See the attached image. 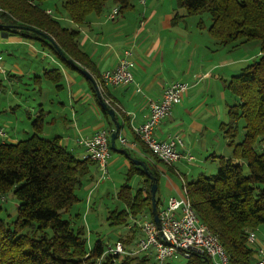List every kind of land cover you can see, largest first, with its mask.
I'll list each match as a JSON object with an SVG mask.
<instances>
[{"label": "trees", "instance_id": "obj_1", "mask_svg": "<svg viewBox=\"0 0 264 264\" xmlns=\"http://www.w3.org/2000/svg\"><path fill=\"white\" fill-rule=\"evenodd\" d=\"M46 1L0 0L2 35L20 34L36 40L66 66L75 69L44 36L7 25L33 26L51 36L67 57L95 74V63L79 44L78 26L87 22L91 15H101L110 1L119 6V12H124L132 7L131 0H62L65 14L58 9L55 13L47 12ZM176 2L179 8L186 10L185 16L208 13L210 24L206 26L200 18L197 26L206 28L219 46L234 48L254 39L261 41L259 59L245 66L241 73L232 75L227 82V88L237 98L229 107V121L222 127L228 146L232 147L231 155L220 158L216 174H199L183 185L199 219L217 235L231 264H254L257 255L248 242V234L264 226V0ZM60 13L77 27L63 25ZM175 17L183 16L177 14ZM45 77L56 89L62 88L63 76L59 68L48 70ZM92 88L96 95L95 86ZM96 100L109 128H115L97 95ZM116 117L118 119L117 114ZM239 119H243L244 132L242 139L236 142ZM43 126L44 114L41 113L32 120L33 132L28 137L15 143L0 140V198L13 191L18 201L17 217L13 221L2 215L0 207V264H157L147 254L106 253L109 243L101 239L88 246L85 227L75 226L70 218H64L80 202L76 190L91 173V166L97 163L76 156L59 136L44 137ZM137 140L149 158V162L143 160L147 171L134 163L126 149L129 160L126 182L117 191V198L125 208L108 214L111 226H127L131 217L141 214L152 217L150 176L156 178L158 185L157 207L160 203L157 192L161 172L157 164H167L140 138ZM110 150L117 151L111 147ZM244 163L248 173L244 172ZM134 175L143 177V184L137 189L129 184ZM137 232L138 228H130L124 238L118 237L114 242L120 240L130 246ZM204 256L194 253L186 264H206Z\"/></svg>", "mask_w": 264, "mask_h": 264}, {"label": "crops", "instance_id": "obj_2", "mask_svg": "<svg viewBox=\"0 0 264 264\" xmlns=\"http://www.w3.org/2000/svg\"><path fill=\"white\" fill-rule=\"evenodd\" d=\"M131 3L130 9L119 12L111 19V11L117 6L112 2L108 11L99 16L91 15L87 22L78 26L81 33L79 44L95 63V74L80 66L93 76L95 82L81 70L66 66L38 41L20 34L4 36L0 32V91L8 92L3 106L10 115L7 123L12 129V134L3 131L7 142L21 140L18 131L22 121L18 117V107L23 106L29 119L43 113L44 122L48 119L53 124L61 122L62 126L58 130L52 127L50 133L61 137L62 143L72 153L82 157L84 149L78 142L81 137L92 135L101 128L108 129L110 133L114 129L109 128L98 105L97 94L92 88L94 85L114 106L112 108L122 124L119 136L125 137L128 142L124 145L118 136L116 144L118 142L120 147H116L128 149L131 155L143 161L148 157L141 150L135 127L147 119L151 100H159L171 83L186 81L190 84L188 91L181 103L173 107L171 114L158 123L155 137L166 140L169 136L179 135L183 143L180 150L192 155V162L216 157L217 151L225 158L230 155L228 138L222 127L229 117V107L236 100L227 88V82L234 75V57L230 58L226 50L218 57L219 51L209 46V39L207 44L202 43L203 29L189 27L186 13L179 12L175 0H145L144 3L136 0ZM46 8L55 13L50 6ZM177 14L183 17L176 18ZM60 15L61 21L75 26L66 15ZM125 50L131 51L135 62L133 83L118 87L101 83L102 72L114 69ZM54 68H59L62 73L61 89H56L51 81L47 87L41 84L45 73ZM30 86L36 95L30 99L19 97L29 92ZM67 128L71 129L70 132L66 131ZM47 129L43 126V136ZM131 143L135 146L130 147ZM114 152L108 164L123 160L129 165L126 153L120 150ZM186 161L184 159L182 163L188 164ZM162 164L158 163L157 167L161 176L167 177L165 184L170 189L169 195L179 196L183 186L173 179L170 172L182 173L173 166L163 167L165 164ZM93 166L98 172V166ZM94 176L96 173L92 172L88 178L92 181L96 178ZM166 200H161L159 205ZM259 246H264V239L257 237L252 247L256 249Z\"/></svg>", "mask_w": 264, "mask_h": 264}, {"label": "built area", "instance_id": "obj_3", "mask_svg": "<svg viewBox=\"0 0 264 264\" xmlns=\"http://www.w3.org/2000/svg\"><path fill=\"white\" fill-rule=\"evenodd\" d=\"M145 2V0H141ZM2 8L0 7V11ZM50 13V11H47ZM119 13V6H115L110 14L114 19ZM131 51L125 50L114 69L102 72V80L105 85L125 86L133 83L134 60ZM190 84L186 81H175L166 87L159 100L149 102L150 112L147 119L135 127L140 139L148 146L151 152L167 165L181 159L192 161L193 156L183 153L180 147L183 145L179 135L169 136L166 140L155 137V129L158 123L169 116L175 105L181 103L183 96L188 91ZM106 100V99H105ZM106 102L110 105L109 101ZM0 134L2 135L3 133ZM121 143L127 145V139L119 136ZM78 142L84 152L82 157L97 163L100 176L98 180H104L108 176V163L111 156L110 131L105 128L97 130L94 134L81 137ZM135 144L131 143L130 147ZM159 224L153 217L141 214L131 217L129 228H138L140 236L134 243L127 246L123 241L109 244L106 253L120 255L147 254L152 256L157 264H176V261L188 259L194 253L205 255L213 264H231L230 257L224 246L207 225L199 219L187 190L183 187L182 194L170 196L167 201L158 207ZM256 232L248 234L249 244L256 242ZM254 264H264V246L256 249ZM186 261V263H187ZM185 263V264H186ZM100 264V263H97Z\"/></svg>", "mask_w": 264, "mask_h": 264}, {"label": "rangeland", "instance_id": "obj_4", "mask_svg": "<svg viewBox=\"0 0 264 264\" xmlns=\"http://www.w3.org/2000/svg\"><path fill=\"white\" fill-rule=\"evenodd\" d=\"M62 0H47L44 3V7L50 6L55 11L58 9L62 13L65 14L62 5ZM132 2H136V0H131ZM176 1V0H175ZM112 5V2H108L104 11L109 10V6ZM179 12L181 14L185 13L186 10L184 8H180ZM188 17L189 27H194L195 29L197 26V23L200 18H202L208 26L210 24V17L208 13H204L202 15H190ZM62 24L65 26H68V21L62 20ZM70 25V24H69ZM204 33L203 39L201 38V42L204 44H207V39L211 41L210 45L212 48H217L219 51L218 57L221 56V53H225L224 51H228L230 58L234 57V60L236 64H234V73L231 71V73L239 74L242 72L243 68L256 60L259 59V54L261 51V41L259 39H254L248 42H245L237 47L231 48L230 46H219L215 43V41L211 38L210 34L208 33L207 29L202 30ZM208 37V38H207ZM230 50V51H229ZM33 82V81H32ZM45 87L47 85H51V82L48 78L43 77L42 83ZM31 87H29V92H25L24 95H20L19 97L24 98L28 97L33 98L36 94L32 92ZM51 87V86H50ZM1 90V89H0ZM8 92L4 93L0 91V130L2 135L0 134V140L1 141H7L5 136V133H11L12 129L9 127V124L7 123L8 118L10 117L9 113L6 111V108L3 106L4 100L7 97ZM53 95V94H52ZM235 97V96H234ZM237 99V98H236ZM236 103V100L233 104ZM232 104V105H233ZM50 105V104H49ZM48 105V106H49ZM52 107V106H51ZM18 117L22 121V123H19V131L18 136L20 139L28 137L33 132L32 127V119H29L26 114V108L23 106L18 107ZM14 115H12L13 117ZM50 119L46 120L44 122V127L48 128L44 136H54V133L50 129L54 127L56 130H58L59 126L61 125V122H57V124H53L52 122H49ZM229 121V117L225 119V123ZM238 132L237 136L235 138V141L238 142L242 139V135L244 132L243 129V119L238 120ZM70 132L69 128L66 129V131ZM5 131V133L3 132ZM25 131V132H24ZM28 131V133H27ZM30 132V133H29ZM24 134V135H23ZM43 134V133H42ZM117 145L120 147L119 143L117 142ZM216 157H210L209 159H202V161L197 162H190L186 161L188 164L182 163L183 160H179L174 162L172 165L174 169L178 170L182 174H173L170 172L173 179H176L179 185L183 186L185 181H190L198 177L199 174H205V175H213L218 172V169L220 167L219 161L221 157L223 156V153H219L217 151ZM228 152L232 153V147L228 146ZM115 153L114 151H111V154ZM133 154V152H131ZM229 155V156H230ZM78 156V154H76ZM132 158L136 159V156L131 155ZM147 162H149L148 158H145ZM113 161V158L111 159ZM163 165V164H162ZM166 167L168 165H163V167ZM168 170V168H166ZM243 169L245 173H248V167L246 163L243 165ZM128 165L121 161H115L111 165L108 164V176L104 180H98L100 173L99 171H95V167L91 166V173H96L95 179L90 180L91 178H88L89 175L86 177L88 180H83V184L80 188L76 190L77 195L80 197V202H78L75 206H73L72 210L64 215V218H70L75 226H84L86 230V235L88 238V246H91L95 240L101 239L105 243L112 244L118 237H125L129 231V225L132 223L130 219V223L127 226H111L109 222L107 221L108 214L113 210H121L125 208V204L117 198V191L120 188V186L126 182V175H127ZM167 177L165 175L161 176L160 183H159V191L157 192V198L161 201L163 199H168L169 191L170 189L166 186V179ZM143 177L140 175H134L133 178L130 180L129 184L133 187V189H137L142 185ZM181 186V187H182ZM184 187V186H183ZM183 191V188H182ZM167 201V200H166ZM165 201V202H166ZM164 202V203H165ZM160 204V203H159ZM160 206V205H159ZM158 206V207H159ZM0 207L3 209L2 215L8 220L13 221L17 217V207H18V201L15 199L13 195V191L8 192L3 198H0ZM7 212V214H6ZM76 214H79V216H75ZM132 229V227H131ZM264 226L260 227L259 230L256 232V238H262L264 239ZM140 236V231L137 232V237ZM253 244L251 245V247ZM253 248V247H252ZM186 259H182L179 261H176V264H185Z\"/></svg>", "mask_w": 264, "mask_h": 264}, {"label": "water", "instance_id": "obj_5", "mask_svg": "<svg viewBox=\"0 0 264 264\" xmlns=\"http://www.w3.org/2000/svg\"><path fill=\"white\" fill-rule=\"evenodd\" d=\"M7 26L13 27L16 29L35 31L39 33L40 35L44 36L47 40H49L57 48V50L59 51L63 59H65L70 64L74 65L76 69L81 70L84 75H86L87 77H89L90 79L94 81L93 76L85 68L81 67L77 62H75L72 58L67 57L65 53L61 50V48L57 45V43L54 41V39L48 34H46L45 32L33 26L23 25V24L7 25ZM97 98L99 99L101 107L110 115L111 119L113 120L115 124V128L110 133L111 148L113 149L115 148L117 150L122 151L123 153H127L126 149H119L116 147V139L118 138L120 129L122 127V124L119 122V120L116 117V111L106 102L105 98L102 96L99 90L97 91ZM133 161L136 165H140L144 169V171H147V167L143 161L139 159H134V158H133ZM150 177H151V193H152V197H151L152 198V217H153V220L157 224H159L158 207L156 204V191H157L158 185L156 182V178L154 176H150ZM203 259L206 262V264H210V261L206 256H204Z\"/></svg>", "mask_w": 264, "mask_h": 264}]
</instances>
